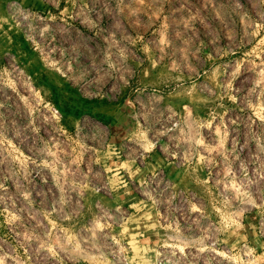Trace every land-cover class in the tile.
<instances>
[{"label": "rangeland", "instance_id": "374dc122", "mask_svg": "<svg viewBox=\"0 0 264 264\" xmlns=\"http://www.w3.org/2000/svg\"><path fill=\"white\" fill-rule=\"evenodd\" d=\"M167 259L264 264V0H0V264Z\"/></svg>", "mask_w": 264, "mask_h": 264}, {"label": "built area", "instance_id": "2783aa9c", "mask_svg": "<svg viewBox=\"0 0 264 264\" xmlns=\"http://www.w3.org/2000/svg\"><path fill=\"white\" fill-rule=\"evenodd\" d=\"M169 262H170V259H167L166 261L159 260V264H170ZM171 264H172V262H171Z\"/></svg>", "mask_w": 264, "mask_h": 264}]
</instances>
